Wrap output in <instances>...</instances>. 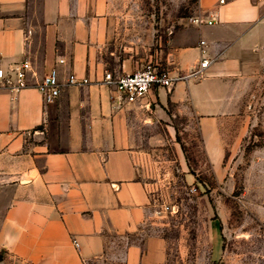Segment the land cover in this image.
<instances>
[{
	"label": "crops",
	"instance_id": "1",
	"mask_svg": "<svg viewBox=\"0 0 264 264\" xmlns=\"http://www.w3.org/2000/svg\"><path fill=\"white\" fill-rule=\"evenodd\" d=\"M168 1L189 10L155 64L188 74L204 55V74L117 109L103 75L143 62L130 53L134 13L119 5L130 0H39L38 11L34 0H0V68L29 60L34 73L18 93L0 90V264H93L115 247L122 264H166V242L141 234L147 148L172 139L183 117L221 163L223 126L247 118L264 71V0ZM54 67L61 91L45 105L36 83ZM71 74L89 84L65 85Z\"/></svg>",
	"mask_w": 264,
	"mask_h": 264
},
{
	"label": "rangeland",
	"instance_id": "2",
	"mask_svg": "<svg viewBox=\"0 0 264 264\" xmlns=\"http://www.w3.org/2000/svg\"><path fill=\"white\" fill-rule=\"evenodd\" d=\"M119 5L134 13L129 45L138 48L130 53L143 60L139 69L159 63L169 30L189 7L168 0ZM34 6L38 11L39 0ZM249 105L243 122L223 126L219 164L207 156L195 122L183 117L174 119L172 139L147 148L150 205L141 234L166 242V264H264V71ZM110 254L93 264H122L116 247Z\"/></svg>",
	"mask_w": 264,
	"mask_h": 264
},
{
	"label": "built area",
	"instance_id": "3",
	"mask_svg": "<svg viewBox=\"0 0 264 264\" xmlns=\"http://www.w3.org/2000/svg\"><path fill=\"white\" fill-rule=\"evenodd\" d=\"M56 63L62 65L64 60L58 59ZM207 65L208 61L202 55L198 67L188 74L172 76L169 70L154 64L119 76L105 73L102 84L109 88L110 103L115 108L120 109L138 102L152 88L170 90L177 82L201 78ZM29 75L34 76L33 67L29 60L15 63L8 69L0 68V90L18 93L28 86L27 78ZM88 84L87 79L78 80L73 74L69 75L65 82L67 86L80 87ZM36 88L41 94L45 105L54 103L61 91L58 69L56 67L52 68L36 83ZM74 245L77 247L76 243Z\"/></svg>",
	"mask_w": 264,
	"mask_h": 264
}]
</instances>
